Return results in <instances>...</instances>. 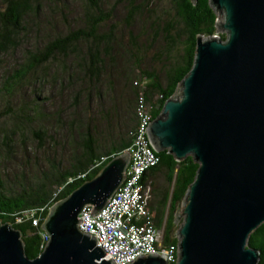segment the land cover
Returning <instances> with one entry per match:
<instances>
[{"label": "trees", "instance_id": "16d2710c", "mask_svg": "<svg viewBox=\"0 0 264 264\" xmlns=\"http://www.w3.org/2000/svg\"><path fill=\"white\" fill-rule=\"evenodd\" d=\"M41 1L0 0V55L25 38L42 43L26 50L0 82V94L9 95L34 85L17 106H7L0 123V219L20 231L29 258L45 245L41 224L53 203L131 145L139 99L152 118L161 112L193 64L197 34H216L218 17L209 0H167L166 9L155 0H82L72 20L77 25L68 21L64 27L70 28L55 32L52 15L65 18L68 5L46 0L53 2L48 16ZM156 154L159 161L141 178L142 192L149 187L146 224L163 223V242L169 243L174 211L198 163L191 156L176 161L166 151ZM247 245L264 264V221Z\"/></svg>", "mask_w": 264, "mask_h": 264}, {"label": "water", "instance_id": "95a60500", "mask_svg": "<svg viewBox=\"0 0 264 264\" xmlns=\"http://www.w3.org/2000/svg\"><path fill=\"white\" fill-rule=\"evenodd\" d=\"M218 35L197 34L190 70L147 125L156 152L198 163L175 214L177 264H257L247 245L264 221V0H209ZM219 16L223 20H219ZM128 153L112 156L90 179L57 200L41 224V252L25 254L21 233L0 219V264H113L78 227L81 209L101 210L125 177ZM175 234V235H176ZM130 264H167L159 254Z\"/></svg>", "mask_w": 264, "mask_h": 264}, {"label": "built area", "instance_id": "2783aa9c", "mask_svg": "<svg viewBox=\"0 0 264 264\" xmlns=\"http://www.w3.org/2000/svg\"><path fill=\"white\" fill-rule=\"evenodd\" d=\"M151 120V115L139 99V129H135L131 145L122 150V153H128L130 157L125 175H131V184L127 190L118 187L98 212L90 214L93 207L86 205L85 213H79V229L94 236L96 245L104 250L105 258L113 264H130L148 254L162 255L167 264H177L179 259L180 238L177 232L174 240L164 243L163 228L154 223L146 224L149 187L145 185L144 192H136V188H133V177L137 169L145 162L159 160L153 147H148L147 125ZM103 160L104 157H101L100 161ZM37 220L34 219L33 224ZM44 234L47 241L48 236Z\"/></svg>", "mask_w": 264, "mask_h": 264}, {"label": "rangeland", "instance_id": "374dc122", "mask_svg": "<svg viewBox=\"0 0 264 264\" xmlns=\"http://www.w3.org/2000/svg\"><path fill=\"white\" fill-rule=\"evenodd\" d=\"M155 1L157 4H159L160 7H163V9L168 8V1L167 0H155ZM62 2L66 3L68 5V13H67V16L65 18H62L58 12H56L52 15L48 6H51V4L53 2H49L46 0L40 2L42 7L44 8V12L50 13V14H48V16L52 15V17L55 18V21H56L57 25L59 26L58 29L55 30V32H57L59 30L61 32L66 31L72 25H77L76 20L75 21H72V20H73V17L76 18V16L80 15L81 5H82L83 1L82 0H62ZM70 11L73 13H71ZM117 13H118L117 14L118 16L122 15V12L120 9L117 10ZM219 20H223V17L219 16ZM68 21H70V24H72V23H75V24H72L69 27L67 26V28H66V27H64V23L68 22ZM106 27L107 26L104 25V28H106ZM222 33L224 35H226V31H223V30L217 31V29H216L215 35L222 34ZM36 44H38V43H35L33 38L32 39L25 38V39H23L21 44L18 47H16L14 50H9L7 53L0 55V82H2L6 76L14 73L15 68H16V64L18 62H21V60L23 59V54L25 53V51L33 49ZM41 44L39 43L38 46L41 47L42 46ZM151 56H152V51H149L148 53H146L145 65H148L151 63ZM153 66L157 67L158 63L152 62V67ZM40 70H42V69H40ZM32 89H34V85H32V87L25 85L22 88L15 87L12 91L14 94H11V95L5 94V93L0 94V115L2 114V116H0V123H5V120L7 119L6 114H5V111H7V106L8 105H11L12 107L17 106V104H18L17 102L20 101L22 97L24 98L28 95V94H24V93L28 92L30 94L29 90H32ZM169 190H170V187H169ZM168 201L169 200H167V205H168ZM182 205H183V202L181 201L179 203L178 212H181ZM176 211H177V207L174 211V219H175ZM166 212H167V208L165 209V214H166ZM183 218H184V216L181 215L179 217L178 221L175 223L176 228L174 230L173 235H175V233L177 232L179 226L181 225V223L183 221ZM160 228H163V223H161Z\"/></svg>", "mask_w": 264, "mask_h": 264}, {"label": "bare ground", "instance_id": "6f19581e", "mask_svg": "<svg viewBox=\"0 0 264 264\" xmlns=\"http://www.w3.org/2000/svg\"><path fill=\"white\" fill-rule=\"evenodd\" d=\"M148 147H153L149 141V138H148ZM158 161L159 160H150L148 162L143 163V165L137 169V171L133 177V188H136V192H142L143 184L141 182V178L143 177L145 171L147 169H149L150 167L154 166ZM129 184H131V175H125L123 182L119 186V189L120 190H127L129 187ZM115 192H116V190H115ZM80 213H85V206L81 209ZM45 243H46V241H45Z\"/></svg>", "mask_w": 264, "mask_h": 264}]
</instances>
